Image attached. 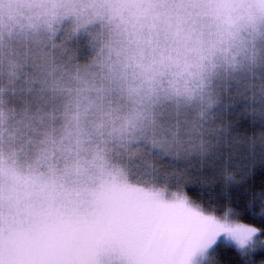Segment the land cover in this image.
<instances>
[{"label":"snow or ice","instance_id":"snow-or-ice-1","mask_svg":"<svg viewBox=\"0 0 264 264\" xmlns=\"http://www.w3.org/2000/svg\"><path fill=\"white\" fill-rule=\"evenodd\" d=\"M256 79L264 107V0H0V264H216L227 247L255 264L264 193L206 208L160 168L215 158L221 95L256 101Z\"/></svg>","mask_w":264,"mask_h":264},{"label":"trees","instance_id":"trees-1","mask_svg":"<svg viewBox=\"0 0 264 264\" xmlns=\"http://www.w3.org/2000/svg\"><path fill=\"white\" fill-rule=\"evenodd\" d=\"M225 109L218 119L219 126L225 127V138L230 140L232 134L241 137L244 144L235 151V159L230 156L234 164L232 167L224 165L203 174L197 170L192 181L186 185V194L206 208L210 204L213 207L230 204L240 211L246 204L257 203L260 194L264 193V123H261L264 120L258 118L254 111L245 110L242 105L231 106L228 103ZM259 141H262L260 147ZM226 176L232 177L231 183ZM225 192L229 194L227 199ZM238 222L260 226L258 220L247 214L240 216ZM250 255L255 264H264V253L258 250ZM216 264H239L236 250L231 247L221 248Z\"/></svg>","mask_w":264,"mask_h":264},{"label":"rangeland","instance_id":"rangeland-1","mask_svg":"<svg viewBox=\"0 0 264 264\" xmlns=\"http://www.w3.org/2000/svg\"><path fill=\"white\" fill-rule=\"evenodd\" d=\"M86 43V41H84ZM256 93L257 100L253 101L251 99H245L242 96H239L235 93L233 89H230L227 93H224L220 97V114L215 122L214 128L219 130V131H224L225 127H220L219 126V117L224 113L226 110L225 107L228 106V103L233 105H239L243 106L245 110L249 111H254L257 114L258 118H263L264 120V107H262L259 102V94H260V81L259 79H256L253 81V88L251 91L247 93L249 97H251L252 92ZM251 105V106H250ZM261 123H264V121H261ZM220 143H215L212 144L211 151L217 153L218 155L213 158L211 156H204L202 158H198L195 154L187 159L181 157L179 161V167L177 168H171V167H162L160 168L161 172L166 173L169 175V179L173 185L172 190H176L175 188V183H176V176L178 174L179 178L182 181V189L186 193V185L192 181L194 178L195 172L197 170L200 171L201 174L216 170L223 165L226 166H233V162L230 160V156L232 155V159L236 158L237 148L241 147V144H244V140L241 137H235L234 135L231 134L230 140H227L225 138V135L223 137H220ZM261 140V138L259 139ZM262 141L258 142V145L260 147ZM160 167L159 165H157Z\"/></svg>","mask_w":264,"mask_h":264}]
</instances>
